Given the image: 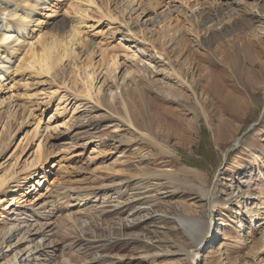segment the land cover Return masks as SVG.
I'll list each match as a JSON object with an SVG mask.
<instances>
[{
	"label": "rangeland",
	"instance_id": "obj_1",
	"mask_svg": "<svg viewBox=\"0 0 264 264\" xmlns=\"http://www.w3.org/2000/svg\"><path fill=\"white\" fill-rule=\"evenodd\" d=\"M7 1L0 22L26 2ZM89 1L39 8L28 42L62 61L49 75L15 62L0 86V112L33 109L23 127L25 112L11 114L0 156V177L15 174L0 190V264L18 249L23 264H264V0ZM161 10L158 24L142 25ZM74 31L95 42L93 101L70 83L87 62L84 43L66 57ZM40 118L41 129L53 118L51 131L35 142L40 155L33 146L24 156ZM42 156L58 167L45 168L49 183L36 192V176L23 178Z\"/></svg>",
	"mask_w": 264,
	"mask_h": 264
},
{
	"label": "bare ground",
	"instance_id": "obj_2",
	"mask_svg": "<svg viewBox=\"0 0 264 264\" xmlns=\"http://www.w3.org/2000/svg\"><path fill=\"white\" fill-rule=\"evenodd\" d=\"M7 2H11V0H8ZM48 2H49V0H26V2H24V4H18L19 9H18L17 14H15L14 16L13 15L9 16V17L5 16V18H3V17L1 18V22H0L1 28H2L1 30H3L4 34H2V36L0 37V86H2V84L4 82H7V80L9 79L8 72L15 62H17L16 67H15V71L22 70V69L30 70V69H33L34 66H37V69L39 68L36 71V72H38V74L49 75L51 68L53 69V65L58 64V62L62 61V58H61V60L57 59V58H53V59L51 58L52 50L50 51V49H46V47L44 48L42 46H40L39 48L38 47L36 48V46H37V45L35 46L36 43L34 44V43L28 42V38L30 36L29 34L34 32V30L32 32L31 29H29V25L31 23H33L32 19H33V17L36 16V14H38L37 11L39 10V8L45 9L46 8L45 6L48 4ZM89 2H91V0ZM132 2H134V0ZM213 5H215V4H213ZM143 11H144V8H143ZM161 13H162V10L159 11V13L153 14V17L149 16L148 18H146V20H144L142 25H145L146 22H150V23L155 22L156 24H158V19H159L158 17L160 16ZM164 13H166V12H164ZM18 14H20V15H18ZM84 14H86V13H84ZM56 23H54V24H56ZM57 25H56V28H59ZM59 32H61V27H60ZM47 35L48 34L45 33V34L39 36L36 39V41L37 42L43 41L42 38H45ZM51 38H54V37L51 36ZM73 41H74V43H73ZM54 42H55V40L52 39V42L50 43V46H52V48L55 46ZM41 43L43 44V42H41ZM69 43L71 44V47L69 48L68 52H65L66 57H68V55H70L69 54L70 52H73L72 46L75 43L79 44V45H80V43H82V44L84 43L83 46L85 49L84 48L83 49L86 52L84 54H86V56H87L86 57L87 62H85L83 66L76 68V66L74 65V67L76 69H75V72L72 73V74H74V77H73V80L70 81V83L72 86H74L75 84H78V82H80V81L83 82L82 87H83L84 91L86 92L85 97L89 98V101H93V93L92 92H93V89H95V88H93V83H94V81L97 82L98 78L100 77V72L96 78L94 76L95 73L91 74L89 72L90 67H92L91 61L93 58V57L90 58L89 55H92L91 50H92L93 44L95 42H92V40H89V39L85 40V38L81 41V38L79 39V37L76 35V32L74 31L73 35H71ZM37 44H39V43H37ZM46 46H48V45H46ZM92 53H93V51H92ZM21 54H22V56H21ZM99 55H101V54H99ZM93 56H94V54H93ZM109 64H110V67L108 66ZM79 65H81V64H79ZM116 66H118V63H117L115 57H113L110 61L107 62V64H105V66H103L104 73H108V74L113 73L114 67H116ZM79 73H80V75L78 76ZM81 75H83V77H81ZM100 78H102V77H100ZM51 79H53V77H51ZM101 85L104 86L103 84H101ZM62 89H65L66 93L71 92L70 91L71 89H68V88H62ZM73 94L74 93H71V95H73ZM29 96L31 98L34 97V95H29ZM73 96H74V98H77L78 95L74 94ZM12 97H13V93L11 92L8 95V97L4 98L3 101H6V103L8 105V103H10L9 101ZM81 97H83V96L81 95ZM62 98L63 99L66 98V94H64L62 96ZM11 108L12 109H10V106H9L6 109V112L5 111L0 112V156L3 154V152L5 154V152L7 151L8 147L11 143L12 136L15 133L13 130H10V132H8L9 129L11 128L10 127L11 125L9 122L11 120L10 118L14 119L13 116H15V115H11V114L16 113L17 111L18 112L23 111V113L25 112L24 114H20L22 118H20V121H19V126L23 127V125L25 124V121L32 114V110H33L31 108V106L28 105L27 102L26 103L22 102V103L11 104ZM102 108H104V111L107 112L109 116H111V114H110L111 110H112L111 107L107 106V107H102ZM10 110H11V112H10ZM34 110H36V109H34ZM52 119L53 118H49V122H46V123L44 122V127L41 129V127H40L41 118H40L37 121L36 126H34L32 129H28L27 132H25V137L23 138V141L25 140V144H24L25 146H23V148H22V151L25 153L24 156H26L28 154V150L33 149V146L34 147L36 146L35 151L38 152V155L41 154V152H42L41 149L43 148V143L40 141L37 145H35V142L38 141L40 138H42L49 131H51L50 130V128H51L50 122L53 121ZM131 121H129L128 123L126 122V123H127L128 127L133 126L132 128L135 129V127ZM106 127H108V125ZM4 135L7 136V139H5ZM237 144H238V142L235 143V145H237ZM32 156H33V152L31 154L30 158ZM50 157L53 160L54 157H52V156H49V157L48 156H42V158L40 160L39 159L38 160H32V162H30V164L26 163L25 168H26V170H29V171L31 170L32 166L35 163H36V165H38V166H36L37 168L32 169L34 171L33 173H31V174L29 173L28 175H26V177L23 178V183L24 182L27 183L31 179L30 178L31 176L32 177L36 176L35 177L36 178L35 187H38V189H35L36 192L40 191L41 188H43L42 186H44L46 183H49L48 180L46 179V176L49 174H52V173H50V170H55L56 167H58L57 166L58 162L47 163L48 158H50ZM26 159H28V158H26ZM48 167L50 168V170H45V168L47 169ZM37 171H39L40 173L37 174ZM13 177H15V174L13 172H12V174L10 173V175H8V176L5 175V176L0 177V184H1L0 190H2L4 188L5 184L7 185L6 180L9 179L8 183H10L11 182L10 179ZM13 191H17V189L15 190V188H13ZM19 191H22V190H19ZM47 197L49 199L52 198L51 195H49ZM18 200H20V199H18ZM39 200H42V198L40 196L35 201H39ZM16 201L17 200L15 198H12V200L9 204L10 208H11V206H15ZM42 206H44V204H42ZM42 206H39V208H42ZM6 208H7V206L5 207V210H6ZM37 216H39V215H37ZM259 219L260 218L256 217V215H252L249 217L248 222L253 223L252 226L255 227V222H257ZM204 225L205 224L202 223V225H201L202 229L200 231L197 230L196 233L192 229L193 233L192 232L191 233H192V236L194 238V241L191 244V246L189 247L190 248L189 249L190 254L195 253L194 244L197 243V241L199 240L200 232L203 231ZM12 230H14V229H12ZM40 230H42V229H40ZM29 231H31V230H29ZM13 232H16V231H13ZM36 234H38V233H36ZM8 239H10V237ZM2 243H3V241L1 242V245H2ZM208 243H210V242H208ZM20 253H21V251L18 249V251H16V253L13 255L11 261L7 262V264H12L13 261H16L14 264H23V262L20 260L21 256L17 259V256ZM192 256H193V254H192ZM192 256H191V261L193 260ZM191 264H193V263L191 262Z\"/></svg>",
	"mask_w": 264,
	"mask_h": 264
}]
</instances>
